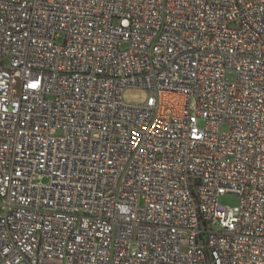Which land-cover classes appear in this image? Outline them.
<instances>
[{
    "label": "built area",
    "instance_id": "2783aa9c",
    "mask_svg": "<svg viewBox=\"0 0 264 264\" xmlns=\"http://www.w3.org/2000/svg\"><path fill=\"white\" fill-rule=\"evenodd\" d=\"M22 261L264 264V0H0V264Z\"/></svg>",
    "mask_w": 264,
    "mask_h": 264
},
{
    "label": "rangeland",
    "instance_id": "374dc122",
    "mask_svg": "<svg viewBox=\"0 0 264 264\" xmlns=\"http://www.w3.org/2000/svg\"><path fill=\"white\" fill-rule=\"evenodd\" d=\"M147 97L148 92L146 91V89L141 87H127L123 93V100L128 104H143L147 100ZM198 124L201 127L204 126L203 119L199 118ZM222 201L234 205L237 203L238 199L235 195L227 194L222 197ZM19 264H29V262L22 261Z\"/></svg>",
    "mask_w": 264,
    "mask_h": 264
},
{
    "label": "snow or ice",
    "instance_id": "6c2138e0",
    "mask_svg": "<svg viewBox=\"0 0 264 264\" xmlns=\"http://www.w3.org/2000/svg\"><path fill=\"white\" fill-rule=\"evenodd\" d=\"M36 86H37L36 84L30 85V87H32V88H35Z\"/></svg>",
    "mask_w": 264,
    "mask_h": 264
}]
</instances>
